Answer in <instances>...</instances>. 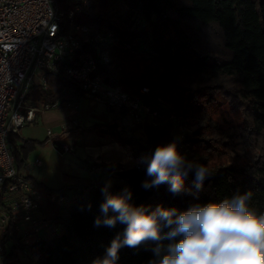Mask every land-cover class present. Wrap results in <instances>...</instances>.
I'll return each instance as SVG.
<instances>
[{
	"label": "trees",
	"instance_id": "1",
	"mask_svg": "<svg viewBox=\"0 0 264 264\" xmlns=\"http://www.w3.org/2000/svg\"><path fill=\"white\" fill-rule=\"evenodd\" d=\"M120 1L128 11L121 20L115 19L117 0H91L88 10L75 13L71 22L64 18L61 24L62 33L70 30L72 22L104 34L111 32L109 63H98L93 75L100 76L109 87H118L128 93H138L142 87L149 89L150 104L158 111L159 119L152 123H135L129 129L132 132L141 128L146 135V145H137L130 135L113 130V135L118 133L116 139L119 142L136 146L135 156L149 155L157 146L174 140L171 134L174 117L183 121L196 119L199 129L194 133L196 137H190L188 141L215 148L211 142L218 138L205 137L202 129L209 121L198 101L212 92H221L248 108L251 131L262 140L252 158L243 161L237 156L232 163L209 168L211 175L200 188L196 187L193 171L183 178L185 191L179 194L170 192L168 184L144 189L142 182L152 178L146 171L133 167L116 173L110 191L120 193L128 187L133 194L131 202L137 206L142 204L149 210L162 206L184 211L195 203H218L225 197H231L236 190L245 192L251 189L254 193L252 206L264 210V0ZM74 4V0L56 1V6L66 14ZM187 20L199 26L215 27L221 36L222 47L218 48L217 44V47L211 46L207 43L209 41L191 32ZM146 24L151 26L150 31ZM132 52H145L146 56L135 58ZM80 54L92 56L94 51L90 45ZM46 83L45 88L32 86L31 99L53 107L56 103H78L82 97L77 84L60 70L47 71ZM120 114L125 117L126 113L121 111ZM114 127L109 126L111 129ZM8 141L19 172L24 168L29 153L43 143L22 140L16 133H10ZM190 160L205 166L207 162L204 156ZM96 167L91 164L88 172ZM99 167L105 168V165L100 164ZM107 168L113 170L116 167L109 165ZM96 170L99 174L105 173L98 168ZM64 179L66 185L47 191L62 192L68 206L44 203L39 209L51 223L60 226V232L24 247L31 260L39 264H91L104 256L106 248L124 226L94 227L96 217L102 215L99 205L104 199L101 194L104 179L95 183L87 177L74 175H64ZM160 243L166 248L172 241L165 239ZM154 247L155 243L151 241L138 248L122 247L117 264H149L155 258ZM11 256L8 255L9 258ZM18 262L22 264L19 258L11 264Z\"/></svg>",
	"mask_w": 264,
	"mask_h": 264
},
{
	"label": "built area",
	"instance_id": "2",
	"mask_svg": "<svg viewBox=\"0 0 264 264\" xmlns=\"http://www.w3.org/2000/svg\"><path fill=\"white\" fill-rule=\"evenodd\" d=\"M56 1L0 0V264H11L18 258L25 260L24 264H39L31 260L24 245L60 232V226L51 223L39 209L44 203L68 206L62 192L49 193L17 170L8 141L10 133L17 134L25 124H32L37 112L52 108L42 101L28 105L26 99L33 85L46 87L47 71L60 70L77 84L83 97L119 113L125 111V117L133 123L158 119L147 87L132 94L109 87L100 76L93 75L98 63H109L111 32L104 34L74 22L68 32H61L64 18L71 22L75 13L90 8L91 0H74L67 14ZM90 45L94 55L80 54ZM69 105L76 107L73 102ZM73 124L80 126L77 120ZM47 134L51 136V130ZM54 147L60 154L74 152V146L63 140ZM35 164L41 161L37 159ZM134 167L146 171L141 157L135 158ZM98 174L92 168L89 179L95 183Z\"/></svg>",
	"mask_w": 264,
	"mask_h": 264
},
{
	"label": "clouds",
	"instance_id": "3",
	"mask_svg": "<svg viewBox=\"0 0 264 264\" xmlns=\"http://www.w3.org/2000/svg\"><path fill=\"white\" fill-rule=\"evenodd\" d=\"M177 143L159 145L141 157L152 178L142 182L144 189L168 184L170 192L179 194L185 191L183 178L190 172L195 173L197 188L211 175L207 166L181 154ZM110 189L111 182L101 188L102 215L96 217L94 227H124L104 256L91 264H117L122 247L138 248L149 241L155 243V258L149 264H264V210L252 206L251 189L236 190L218 203H195L184 211L162 206L149 210L131 202L130 188L115 194ZM165 239L172 241L166 248L160 243Z\"/></svg>",
	"mask_w": 264,
	"mask_h": 264
},
{
	"label": "rangeland",
	"instance_id": "4",
	"mask_svg": "<svg viewBox=\"0 0 264 264\" xmlns=\"http://www.w3.org/2000/svg\"><path fill=\"white\" fill-rule=\"evenodd\" d=\"M114 11L117 12L115 14L116 20H121V18H125L126 14L128 13L126 6H124V4H122L120 0H117V5ZM186 23L187 27L191 32L193 31L201 38L209 41L207 42L208 44H210L211 46L213 45L215 47H217L215 45L217 44L218 48L222 47L221 36L215 27L199 26L197 23L191 20H187ZM146 25L147 29L150 31L151 26L148 24ZM145 54V52L144 54L132 52L131 55L135 58H139L140 56H146ZM30 93L31 91L28 93L26 99L27 102L33 104L34 99H31ZM208 95L209 96H205L204 98L200 97L198 101L199 103H201L200 106L202 107V109L207 113L209 121L204 124V128L202 129L205 137L218 138V140H215V142L217 143L211 142L215 148H207V146H205L201 142L188 141L190 137L194 136L195 131L199 129L198 121L196 119H188L183 121L173 117V126L171 129V134L173 136V139L177 140L178 142V151L181 154L185 155L189 160L193 157H206V166L208 168L232 163L237 156L243 161L248 160L251 156L253 157L257 153V147L261 143L262 139L261 136H257L253 131H251L250 110L245 106L238 104L236 100L225 96L221 92H212ZM92 104L97 105L100 111L102 110V107H105L104 105L95 103L94 101L92 102ZM55 109L57 110L58 107H55ZM103 113L108 114L107 111ZM146 121L147 123H150L149 120ZM153 121L157 122L158 120L154 119ZM134 124L135 123H133V121H131L129 118L123 117L121 121V126L125 130H123L122 128V130L116 129V131H121V133L125 132L127 135H130L131 138L134 139V141L137 143V145H146V135L141 128L136 129L132 132L129 130ZM113 125H116V123H114ZM109 126L110 125H106L104 128H100L102 135L107 136L110 140L112 139L110 143H113V140L114 142L118 143L119 146H121L122 151L126 157L122 161L104 162L103 164L105 165V168L99 167L97 165L96 168H98L100 171H105V173L98 174L100 175V177L97 178V180L101 178L104 179V184L108 182H111L112 184L113 181L116 179L115 176L117 172L122 171L124 169L133 168L135 158L138 157L133 154L136 146L119 142L116 139V135H118V133L116 132L115 135H113V129L109 128ZM33 128L32 126L24 125L19 129L20 136H27L29 134L28 132H30ZM214 133L216 134L214 135ZM195 137L196 136H194V138ZM69 154L70 153H64L61 155L68 157L66 155ZM72 159L79 161V157H72ZM109 165H113L116 168L113 170H108L107 167ZM108 175L113 176V179H109ZM90 180L92 182V179ZM43 233V231H40V234ZM24 262L26 261H22V264Z\"/></svg>",
	"mask_w": 264,
	"mask_h": 264
},
{
	"label": "crops",
	"instance_id": "5",
	"mask_svg": "<svg viewBox=\"0 0 264 264\" xmlns=\"http://www.w3.org/2000/svg\"><path fill=\"white\" fill-rule=\"evenodd\" d=\"M37 101L41 102V100H34L33 104L29 102L27 104L34 105ZM92 102L82 96L76 103V107L70 106L69 102L63 105L58 103L49 110L37 112L32 124H25L34 128L28 132L27 136L22 137L18 132L20 139L37 140L43 143L29 153L25 166L20 171L23 176L46 190H57L67 184L64 175L89 178L88 168L91 164L99 166L104 162L125 159L121 146L114 140L110 143L112 139L103 136L100 130L114 123L116 125L112 128L113 130H122L123 117L119 112L106 107L105 109L102 107L100 111ZM55 107L58 109L56 110ZM106 111L108 114L103 113ZM74 120H77L80 126L73 124ZM47 130H51V136H48ZM61 140L74 146V152L66 155L68 157L61 155L54 147V142ZM72 157H79V161ZM37 159L41 161L40 165L35 164ZM108 178L113 179V176Z\"/></svg>",
	"mask_w": 264,
	"mask_h": 264
}]
</instances>
